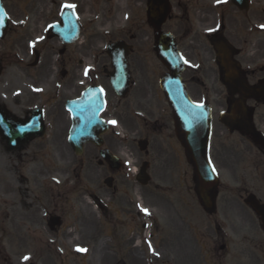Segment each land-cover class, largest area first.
Returning a JSON list of instances; mask_svg holds the SVG:
<instances>
[{"label": "flooded vegetation", "instance_id": "flooded-vegetation-1", "mask_svg": "<svg viewBox=\"0 0 264 264\" xmlns=\"http://www.w3.org/2000/svg\"><path fill=\"white\" fill-rule=\"evenodd\" d=\"M65 3L76 5L75 14ZM169 3L161 30L187 61L182 79L190 98L212 110L210 155L222 177L216 212L199 203L160 85L167 68L154 50L152 18H162L163 0H4L0 264L11 262L4 251L13 242L23 264H37L40 251L72 227L65 236L74 242L76 232L92 240L96 264L108 258L150 264L151 240L158 264L263 263L264 227L248 201L264 204V42L256 37L264 22L249 15L252 0L247 9L232 0ZM230 7L235 14L229 16ZM223 39L237 50L240 74L255 89L246 101L255 144L222 122L241 97L224 85L217 64L216 44ZM113 44L125 52L127 90L113 84L119 82L114 60L123 54L110 53ZM74 119L85 124L81 138L89 140L81 155L70 141ZM234 138L255 150L252 167L262 180L237 170L243 151L231 147Z\"/></svg>", "mask_w": 264, "mask_h": 264}, {"label": "water", "instance_id": "water-1", "mask_svg": "<svg viewBox=\"0 0 264 264\" xmlns=\"http://www.w3.org/2000/svg\"><path fill=\"white\" fill-rule=\"evenodd\" d=\"M156 3V1H155ZM152 1V9L155 5ZM2 0H0V12ZM163 16L167 14V8L165 3H163ZM165 17V16H164ZM164 19V18H163ZM162 20L152 18V22L161 25ZM162 38L156 35V50L158 56L161 58L162 62L165 63L170 73H168L162 80V86L167 94L170 104L175 113L177 131L180 140L186 148V156L188 161L193 165L196 176V191L200 199L201 204L206 210H211L216 204V189L218 186V177L213 171L209 159V142L211 134V120L210 115L204 111L201 106L193 104L188 99L185 91H182V98L180 97V88H183L181 81V72L183 66L178 59V53L173 42L166 41V45H169L166 51H162L160 48ZM163 42V40H162ZM218 50V63L220 68L225 72L226 83L230 85L232 82H236L239 76V64L233 59L234 52L231 47L226 44H220L217 47ZM118 68L120 65H118ZM184 90V88H183ZM239 105L241 102H237ZM238 106V105H237ZM239 112L236 113V116ZM224 122L232 129L245 130L247 134H251L255 138V132L253 131L251 123V116H248L247 122L234 123L233 121L226 119ZM75 131H73L71 136V143L77 153L81 152L80 145L83 141H80L78 135L81 127L79 121H75ZM258 212L262 215V220L264 222V206L253 203Z\"/></svg>", "mask_w": 264, "mask_h": 264}, {"label": "rangeland", "instance_id": "rangeland-1", "mask_svg": "<svg viewBox=\"0 0 264 264\" xmlns=\"http://www.w3.org/2000/svg\"><path fill=\"white\" fill-rule=\"evenodd\" d=\"M211 2V0H210ZM229 10V16L235 14V12L233 11V7L228 8ZM218 13L221 11L220 8L217 9ZM249 15H252V17H254V19H256L257 21H262L264 22V0H252V9L249 13ZM248 15V17H249ZM264 25V23H263ZM259 36H261L263 42H264V28L261 34H256V37L258 38ZM231 147L236 148V150H241L243 152L242 153V160L239 163V167H237V170L241 173L244 169L246 171H248L249 177L251 180H262L261 174L260 172H257V170L255 169V167H252V165L256 164V153L255 150H251L249 151L247 149V147H245V144L240 142L237 138H234L231 142ZM246 152V153H245ZM238 173V175L241 176V174ZM7 205H4L1 209L6 211ZM73 215H71L72 218ZM95 221V220H94ZM104 223V218H102L101 220ZM96 222V221H95ZM91 229V227H90ZM73 230L69 228L66 232ZM74 231V230H73ZM63 234V236H60L58 238H53L52 239V244L47 248V249H42L43 251H40L39 255V259H38V263L37 264H96L92 259V245L91 242L92 240H90L88 237L82 236L76 232H73L72 236H74L76 238V241L72 242L69 241L68 238L65 236V233ZM108 238L111 239V234H107L106 235ZM121 238H127L124 233L120 234ZM85 239L84 242H81ZM12 240H14V238H12ZM78 243L81 244H86L89 245V247L87 246H83L80 245ZM129 243V241L127 242V244ZM151 244V250H150V257L148 258L150 261V264H158L157 261H159V263L161 262L160 259H158V254L155 251V247H154V243L152 242V240L150 241ZM131 245V244H130ZM130 245H128V248L130 247ZM81 247V249H85L86 251H81L78 248ZM5 251L4 254H6V257H8L10 259V263H3V264H23L20 259H18V257H16V248H15V243L13 242L12 244H7L5 246ZM132 245L130 247V249H132ZM111 259L112 258H108L107 262L105 264H111ZM93 261V262H92ZM131 264H141L139 261L137 260H132ZM264 264V261L263 263Z\"/></svg>", "mask_w": 264, "mask_h": 264}, {"label": "snow or ice", "instance_id": "snow-or-ice-1", "mask_svg": "<svg viewBox=\"0 0 264 264\" xmlns=\"http://www.w3.org/2000/svg\"><path fill=\"white\" fill-rule=\"evenodd\" d=\"M221 2H227V0H217V3H221ZM63 8H65V9H71V10H73V13L72 14H75L74 13V10H75V8H76V5L75 4H71V3H65L63 6H62ZM49 27H54V25H49ZM261 27L262 28H264V25H261ZM185 63H187V61H185ZM87 69L85 70V75H87ZM199 106V105H198ZM110 123H113V124H115L116 122L115 121H110ZM213 171H215V169L213 168ZM142 211H144L146 214L149 212V210L148 209H142ZM149 249L151 250V244H149ZM81 251H86L85 249H80ZM158 254V253H157ZM29 259V257H27V256H25L24 257V260H28Z\"/></svg>", "mask_w": 264, "mask_h": 264}]
</instances>
